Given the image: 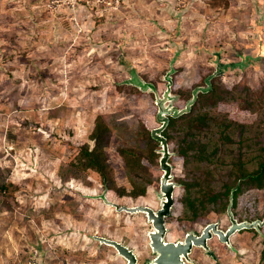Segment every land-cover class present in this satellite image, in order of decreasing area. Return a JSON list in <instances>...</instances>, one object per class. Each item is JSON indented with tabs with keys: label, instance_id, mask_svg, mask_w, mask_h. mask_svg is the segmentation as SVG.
<instances>
[{
	"label": "rangeland",
	"instance_id": "rangeland-1",
	"mask_svg": "<svg viewBox=\"0 0 264 264\" xmlns=\"http://www.w3.org/2000/svg\"><path fill=\"white\" fill-rule=\"evenodd\" d=\"M229 1L0 0V182L10 184L0 191V254L9 256L3 264H29L35 256L38 264L126 263L94 235L133 246L141 262L153 256L146 214L108 201L159 207L162 146L158 141L149 156L142 124L161 125L157 99L169 87L165 104L181 108L190 88L192 95L199 88L192 108L200 87L217 80L235 89L221 110L246 125V157L254 158L256 145H247L255 144L264 114V0ZM134 74L149 85L132 82ZM247 97L256 104L249 108ZM100 115L115 126L107 154L118 186L129 192L146 185L144 194L120 195L97 171L79 167L80 147L93 146ZM183 126L170 131L177 186L168 239L207 224L187 217L184 195L186 183L207 176L213 164L179 155ZM120 147L147 153L144 166L129 170ZM239 150L235 140L218 154L228 162ZM232 210L240 221L264 220V188L246 189ZM206 218L224 229L231 223L228 207ZM251 229L233 234L231 245L214 236L215 255L196 247L189 264H264V224Z\"/></svg>",
	"mask_w": 264,
	"mask_h": 264
},
{
	"label": "trees",
	"instance_id": "trees-1",
	"mask_svg": "<svg viewBox=\"0 0 264 264\" xmlns=\"http://www.w3.org/2000/svg\"><path fill=\"white\" fill-rule=\"evenodd\" d=\"M224 7L229 6V0H217ZM216 80V79H215ZM217 81V80H216ZM213 82L210 90L199 93L197 102L191 111L180 116L170 117V122L163 134L168 138L173 137L170 132L178 122L184 124L183 144L180 145L179 155L192 156L193 158L209 160L213 164L207 176H197L189 183H186V195H184L187 207V217L193 222L208 223L206 216L211 212L227 211L231 195L234 196V207L238 203V198L246 189L257 187L264 188V114L262 116L261 127L256 131L255 144H248L249 148H254V158H247L248 153L245 149L246 137L243 135L246 129L244 123L237 122L229 118L221 110L226 102L231 98L237 97L235 89L223 86V83ZM192 88L184 94L188 100L192 96ZM181 94L180 89H176ZM245 104L250 108L256 104V100L251 97L245 98ZM259 108L264 106L261 104ZM261 113L263 112L260 111ZM106 115L97 118L91 139L94 140L93 146L89 143L80 147L78 165L83 169L97 171L108 188L115 189L120 195L140 196L146 192V185L135 183L133 189L128 192L127 188L119 187L115 175L114 167L109 162L107 147L114 137L115 126L112 125ZM143 131L149 139V156L156 155V145L158 140L152 136V130L146 123L142 124ZM237 136V138H236ZM238 140L240 150L228 162L223 160L222 155L218 154L221 145L227 146L228 143ZM244 148V149H243ZM248 148V149H249ZM120 153L125 158V164L129 170L141 169L144 165L143 154L138 149L132 147H120ZM254 162L251 169L248 165ZM226 163V164H225ZM228 167L229 170L223 173L222 169ZM10 185V184H9ZM6 183L0 182V191L4 192L9 187ZM173 215V212L171 213ZM170 215V216H171ZM169 216V217H170ZM178 225L182 226V220L176 219ZM242 230H254L246 228Z\"/></svg>",
	"mask_w": 264,
	"mask_h": 264
},
{
	"label": "water",
	"instance_id": "water-1",
	"mask_svg": "<svg viewBox=\"0 0 264 264\" xmlns=\"http://www.w3.org/2000/svg\"><path fill=\"white\" fill-rule=\"evenodd\" d=\"M209 77L207 80H209ZM131 81L136 82L144 88L149 85L135 74L134 77L131 78ZM200 88L203 91H208L211 88V84H209L208 87ZM198 90L199 88H196L193 91L192 97L188 99L186 106L183 108L165 104L166 99L171 96L169 93L170 87L165 93L164 98L157 99L159 105L157 118L161 122V125L152 129V136L160 141L162 146L160 165L163 174L161 176L159 193L161 202L159 207L155 208L150 205H119L113 201H108V203L114 205L119 211L126 210L132 213L144 212L148 221L152 224V228L148 232V237L153 256L148 258L145 262H141L135 248L124 243L122 240L103 235H94L101 243L115 247L118 254L125 259V264H189L194 261L192 253L196 247L203 248L206 253L212 256L215 255V251L210 245V240L214 236H217L220 241L231 245V237L237 231L246 228H256L264 224V220L261 219L253 221L238 220L232 210L234 205V196L232 194L228 205L231 223L226 229L220 226L219 221H212L207 223L200 232L190 229L186 231L184 238H179L177 240H169L167 238L169 232L167 218L171 215L175 205V189L177 183L173 181V165L169 161L172 152L169 147L168 138L163 134V131L168 126L171 116L177 117L191 111L192 104L198 96Z\"/></svg>",
	"mask_w": 264,
	"mask_h": 264
},
{
	"label": "crops",
	"instance_id": "crops-1",
	"mask_svg": "<svg viewBox=\"0 0 264 264\" xmlns=\"http://www.w3.org/2000/svg\"><path fill=\"white\" fill-rule=\"evenodd\" d=\"M8 258H9V256L7 255V251H2L1 254H0V264H3L4 261L7 262L8 261Z\"/></svg>",
	"mask_w": 264,
	"mask_h": 264
},
{
	"label": "built area",
	"instance_id": "built-area-1",
	"mask_svg": "<svg viewBox=\"0 0 264 264\" xmlns=\"http://www.w3.org/2000/svg\"><path fill=\"white\" fill-rule=\"evenodd\" d=\"M35 257L29 261V264H38Z\"/></svg>",
	"mask_w": 264,
	"mask_h": 264
},
{
	"label": "flooded vegetation",
	"instance_id": "flooded-vegetation-1",
	"mask_svg": "<svg viewBox=\"0 0 264 264\" xmlns=\"http://www.w3.org/2000/svg\"><path fill=\"white\" fill-rule=\"evenodd\" d=\"M169 240H177V239H169ZM131 246V245H130ZM131 247H133V246H131ZM134 248V247H133ZM136 250V249H135Z\"/></svg>",
	"mask_w": 264,
	"mask_h": 264
}]
</instances>
